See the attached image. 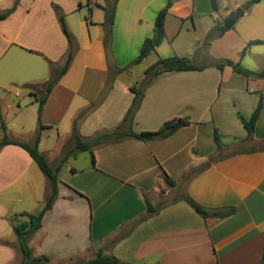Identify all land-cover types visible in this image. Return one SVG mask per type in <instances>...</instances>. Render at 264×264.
Returning <instances> with one entry per match:
<instances>
[{"label": "crops", "instance_id": "1", "mask_svg": "<svg viewBox=\"0 0 264 264\" xmlns=\"http://www.w3.org/2000/svg\"><path fill=\"white\" fill-rule=\"evenodd\" d=\"M209 1L173 0L165 38L153 52L157 59L176 55L195 60L206 37L197 35L183 54L172 48L183 30L188 31L187 21L191 19L197 32L208 17L202 31L207 36L248 2L223 5L220 19L219 5L214 10ZM166 3L118 0L109 26L105 11L96 6H107V0H0V13L15 7L0 20V140L5 127L11 140L31 143L36 124H42V131L56 132L41 133L38 147L45 138L53 139V147L41 153L47 160L54 154L58 158L75 123L85 141L116 129L133 103V87L142 92L131 125L134 132L190 122L163 139L126 137L94 146V166L90 151H85L89 160L80 165L85 152L71 156L59 172L52 208L29 239L32 257L46 256L50 264H59L76 258L87 262L102 252L126 264H261L264 78L247 79L229 66L221 71L214 64L239 61L250 42L264 41V1L251 6L234 29L212 40L209 59L193 63L204 70L165 72L147 82L146 69L134 72L138 64L124 68L140 55L144 40L153 37L156 17ZM55 5L64 14L75 53L38 116L40 95L28 86L46 83L51 64L63 66L70 51ZM170 19L179 21L174 32L169 30ZM241 63L264 71V44L250 45ZM260 99L263 109L248 137L239 114L249 119ZM165 175L175 181L174 187ZM50 192L47 176L27 150L13 144L0 149V264L22 260L15 225L26 220L22 213L41 212ZM187 196L209 211L233 208L234 213L204 218ZM148 203L157 212L150 213Z\"/></svg>", "mask_w": 264, "mask_h": 264}, {"label": "trees", "instance_id": "2", "mask_svg": "<svg viewBox=\"0 0 264 264\" xmlns=\"http://www.w3.org/2000/svg\"><path fill=\"white\" fill-rule=\"evenodd\" d=\"M264 0H248L245 7H239L236 10L232 11L228 17H226L222 22L217 23L214 28L212 29L210 35L205 40V45L210 43V39L213 40L216 37L223 36L227 31L232 30L235 28V25L237 24L238 20L246 13V11L253 6L256 3H259ZM118 0L114 1V4L111 6H102L100 4H97L96 6L100 9L105 11L106 16V23L107 25H113L114 18H115V9L116 4ZM212 7L214 10H218V4L216 0H211ZM173 5V0H167L166 6L158 13L155 21V27H154V35L153 37L146 38L142 44L140 55L133 60L129 66H127L124 69H128L134 65L140 64L144 59H146L151 53L156 51V48L160 46L165 38V22L166 18L169 12V9ZM55 10L57 11L59 15V20L62 25L63 32L65 36L68 39L69 45H70V51L67 56V60L65 64L61 67H57L56 64L52 63V72L50 79L42 85L43 87V94L42 97H40L37 101L39 102V113H41L44 104L55 87V85L58 83V81L61 79V77L68 71L70 64L73 60L75 49H74V39L72 34L69 32L64 14L61 12V8L59 6H54ZM15 7L11 8L10 10H7L6 12L0 13V20L6 19L13 11ZM109 34L107 33L105 38V46L107 49H109ZM208 40V41H207ZM209 42V43H206ZM252 44H264V41L256 40L252 41L248 44V46L242 51L241 54V60L246 55L248 48ZM241 60L239 61H233L231 59H222L219 60L214 64L215 67H217L219 70H223L225 67L229 66L232 68V70L237 73L241 74L247 79H259L264 78V71L256 72L249 70L242 66ZM205 69V66H197L193 64L188 58L180 57V56H173L169 58H159L156 63L151 65L149 68L146 69L144 75H145V81L149 82L153 78L157 77L158 75L165 73V72H173V71H202ZM122 71L117 70V72ZM31 87V86H28ZM33 87V86H32ZM132 91L135 93V98L133 100V103L131 107L128 110V113L126 114L123 122L113 131H106L101 134H98L97 136L93 137L91 140L84 141L80 134L78 133L76 123L74 126L72 137L69 139V141L63 146L61 153L57 160L54 163L48 162L46 157L40 152L39 150V142L41 133L40 130H43L46 128V126L39 124V129L34 137V140L31 143H23L11 140L6 132L5 127L4 129V136L0 140V149L6 145H18L24 148L28 151L30 156L33 158V160L37 163L41 171L47 176L51 192L48 195L46 199L45 206L43 210L37 214H30L27 212L22 213V216L26 217V220L20 224L15 225V232L18 235V240L20 244V249L22 252V261L20 264H50V259L46 256H40V257H32L31 256V250L29 248V239L31 235L41 226V220L44 215V213L52 208L53 202L55 201L57 195H58V175L62 168V166L65 164V162L70 158V156L77 155L80 152L90 151L91 153V161L92 165H95V159L93 155L92 148L97 145L110 143L114 141H118L120 139L131 137L135 138L144 142L154 140V139H163L166 137L171 136L176 131H178L180 128L189 125L190 122L188 120H179L171 125H168L164 127L163 129L155 132H147L143 131L140 133H136L132 130V122L134 113L139 108L142 98V92L140 90H137L136 88H132ZM263 109V100L260 99L256 109L252 113L249 119H246L243 115L239 114V118L247 131L248 137H251L254 133L256 123L261 115ZM215 142L219 145L220 143V135L218 130H215ZM165 181L170 187H174L176 185L175 181L165 175ZM185 200L195 209L197 213L202 215L204 218L208 217H224L227 215H230L234 213V209L230 208L225 211L222 210H216V211H209L205 207L198 204L195 200H193L191 197L187 196L185 197ZM158 208L153 207L150 203H148V211L150 213L157 212ZM79 264H126L119 260L115 256H107L104 255L102 252H99L97 256L94 259H91L84 263ZM261 264H264V253L262 256Z\"/></svg>", "mask_w": 264, "mask_h": 264}, {"label": "rangeland", "instance_id": "3", "mask_svg": "<svg viewBox=\"0 0 264 264\" xmlns=\"http://www.w3.org/2000/svg\"><path fill=\"white\" fill-rule=\"evenodd\" d=\"M114 1L115 0H107V6H111L114 4ZM209 1V0H208ZM233 0H216L217 4L219 5V13H218V16L220 17V19L223 17V13L225 12V9H224V6L225 4L229 5L230 2H232ZM211 2V0L209 1V3ZM211 6H212V3H211ZM213 8V7H212ZM171 21L169 22V30L174 32V30L176 29L177 25L179 24V21H177L176 19H170ZM203 21V24H198V29H197V32H194L193 31V27H192V24H191V19H189L187 21V27H188V31H186L185 29L183 30V32L181 33L180 37L177 39V41L175 42V44L172 46V48H174L175 52L178 51V53H186L187 52V49H189V45L194 43V39L196 38L197 35L199 36H202V37H206V39L208 38V36L210 34H208L207 36L206 35H203L202 34V31L204 29V27L206 26V24L209 22V19L208 17H205L202 19ZM211 21H213V18H211ZM223 21V20H222ZM220 21V22H222ZM205 39V40H206ZM208 41V40H207ZM212 42V40L210 39V43ZM206 43H209V42H206ZM210 43L207 45H205V41L203 42V44L201 46H199V48L196 50V48L194 49V51L196 50L195 53H198L197 55V58L194 60L192 57L188 58L192 63H196V62H202L206 59H209V56H208V51H209V45ZM202 47V48H201ZM201 48V49H200ZM166 53H171V50L170 49H166ZM177 53V52H176ZM173 56H176V55H172V56H168V57H165V58H169V57H173ZM200 56V58H199ZM181 57V56H180ZM206 58V59H204ZM157 56L155 53H152L146 60H144L141 64H138L136 67H134V72L136 74L142 72L143 70L149 68L151 65H153L154 63L157 62ZM209 61V60H207ZM114 74V72H112ZM139 86H141V83H139ZM28 90L33 92V91H38L40 97H42V94H43V87L42 86H31V87H28ZM22 92H25V90H23ZM86 112H83V114H85ZM39 112H38V116H39ZM81 114V115H83ZM38 124H36V127H35V132L32 136V138H29V142L33 140V138L35 137L38 129H39V125L37 126ZM55 130L54 129H47L46 131H42L40 130V133H49V134H52L54 136L55 134ZM31 134H28L27 137H29ZM55 139V138H54ZM84 140V139H83ZM85 141V140H84ZM52 142H53V139H44L43 141V146L41 149H44V150H47V149H51L52 146ZM245 146V145H244ZM241 147V146H240ZM41 149L40 152H41ZM231 151H233V148L231 149ZM57 155L58 154H54L53 156H51L48 160V162H50L51 164L54 163L57 159ZM71 157V156H70ZM87 161L89 160V153L88 152H85L83 153V155H81L78 159V165H80L81 163H83L84 161ZM179 193L176 194L174 196V199L179 197ZM183 196V195H181ZM46 199V198H44ZM172 200V199H170ZM46 203V202H45ZM22 259V257H21ZM85 259H81V258H76V259H73L71 262H68V263H59V264H79V263H84L86 261H84ZM22 261V260H21ZM21 261L17 262L16 264H20Z\"/></svg>", "mask_w": 264, "mask_h": 264}]
</instances>
